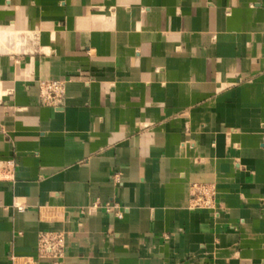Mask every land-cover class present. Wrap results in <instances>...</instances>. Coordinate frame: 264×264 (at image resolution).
<instances>
[{
	"label": "crops",
	"instance_id": "crops-1",
	"mask_svg": "<svg viewBox=\"0 0 264 264\" xmlns=\"http://www.w3.org/2000/svg\"><path fill=\"white\" fill-rule=\"evenodd\" d=\"M0 264H264V0H0Z\"/></svg>",
	"mask_w": 264,
	"mask_h": 264
},
{
	"label": "built area",
	"instance_id": "built-area-1",
	"mask_svg": "<svg viewBox=\"0 0 264 264\" xmlns=\"http://www.w3.org/2000/svg\"><path fill=\"white\" fill-rule=\"evenodd\" d=\"M65 80H43L39 82V102L44 106L58 108L65 96ZM10 166L11 164L8 163ZM213 194L203 191L195 192L190 198L192 210L210 209L213 206ZM64 236L61 233L43 232L39 234L37 258L49 259L57 263L64 256Z\"/></svg>",
	"mask_w": 264,
	"mask_h": 264
}]
</instances>
